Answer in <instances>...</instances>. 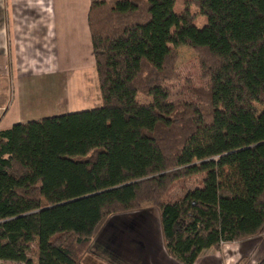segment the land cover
<instances>
[{
	"label": "trees",
	"instance_id": "16d2710c",
	"mask_svg": "<svg viewBox=\"0 0 264 264\" xmlns=\"http://www.w3.org/2000/svg\"><path fill=\"white\" fill-rule=\"evenodd\" d=\"M176 2L91 0L102 106L0 131V261L81 264L111 217L146 204L180 264L264 238V0H187L180 14ZM178 47L209 81L197 103L166 87ZM196 176L201 188L168 200Z\"/></svg>",
	"mask_w": 264,
	"mask_h": 264
},
{
	"label": "crops",
	"instance_id": "0c3cea01",
	"mask_svg": "<svg viewBox=\"0 0 264 264\" xmlns=\"http://www.w3.org/2000/svg\"><path fill=\"white\" fill-rule=\"evenodd\" d=\"M2 1V6L0 7V76L4 79L9 76V71L14 74L16 68L20 71V77L30 79V81L27 79L21 81V86H23L24 90L26 89V92H29L26 97L27 104L31 102V106H33L34 102L39 99L42 103L46 102V107L51 108V104L55 100L52 94L56 90L51 88L50 84L46 85V87L40 85L37 87L35 78L56 77L59 75H61V78L64 77L63 75L66 73L63 71V67H65L63 63L67 59L68 61L71 60L72 46H77L79 50H81L80 46H84L83 48L88 52L89 49L86 42L90 40L91 44L88 27L91 0ZM30 31L32 32L30 33ZM23 37L32 38V41H25ZM12 44L15 47L18 46L17 51L13 50ZM21 44L29 47L21 50L19 48ZM50 46H53L54 49H48ZM47 51L63 56L61 70L56 72L46 70L43 73L37 70V62L42 59L43 53L47 54ZM91 52L94 71L96 67L92 44ZM16 53L18 60L15 57ZM35 61L37 62L35 63ZM53 83L57 85L56 78ZM69 84H71L69 81L66 84L64 83V89ZM2 88L3 86L1 85L0 131L7 130V128H1V123H4L9 118L15 121L13 125L33 121L31 118L25 121L17 118L18 113H16L17 109L15 107L16 92H14V102L11 105L10 90L7 85L4 89ZM67 91L71 95L72 88ZM55 93L56 97L59 93H62V87ZM48 112V110L45 111L44 113H47L45 115H48ZM28 117L32 116L28 115ZM138 214L140 213H132L134 215L132 216L134 220L132 222L133 227L138 223L136 222L139 220ZM140 218L141 221L139 223L144 224L138 225V227L142 228L144 226L146 229L116 230L113 228L111 232L109 229H104L96 239V248L98 249V251L96 250V256L100 259H105L107 264H180L169 255L165 247L160 218L156 228L153 225L152 217H150L151 219L147 217L148 220H145L146 217L144 216ZM258 245H263V248L261 247L258 250ZM263 255L264 238H258L245 243L226 244L220 251L215 249L207 250L200 256L196 264H256Z\"/></svg>",
	"mask_w": 264,
	"mask_h": 264
},
{
	"label": "rangeland",
	"instance_id": "374dc122",
	"mask_svg": "<svg viewBox=\"0 0 264 264\" xmlns=\"http://www.w3.org/2000/svg\"><path fill=\"white\" fill-rule=\"evenodd\" d=\"M2 0H0V7L2 6ZM187 0H177L175 11L176 13L180 14L184 11L185 5ZM191 12L196 15L195 19V26L198 29H203L207 25V18L204 16L199 15V11L196 8H191ZM32 31H30L31 33ZM25 41H32V38L29 37H23ZM86 44H88V52L80 46L81 50L77 48V46H72V52H71V60L63 63V56L60 54H53L52 52L49 53L47 51L46 53L42 54V59L37 62V70H40V73L45 72L46 70H50V72L57 70H61V65L63 63V71L66 73L63 75L64 77L61 78V75L59 76H51V77H36L35 81L37 83V87L46 85L51 86L54 90L58 91L62 87V93H59L56 97V91H53L52 96L55 97V100L51 104V108L46 107V102L42 103L39 101H35L33 106L30 104H27L26 97L28 96L29 92H26L23 88L22 82L25 81V79L29 80L28 78H22L20 77V71H18L15 68L14 74L12 71H9V76L3 79V77L0 76V86L2 85L4 87L7 85L8 89L10 90V104L12 105L14 102V92H16V113H18V119L19 120H28V118H31L32 120H39L45 117L42 116H57L67 113H74V112H80L85 110H92L95 108H99L102 106V98L99 91L98 86V78L96 74V69L94 68L93 71V60H92V52H91V44L90 40H87ZM13 50H18V46L15 47L14 44H12ZM29 46L21 44L19 48L21 50L27 49ZM32 48V47H31ZM48 49H54L53 46L48 47ZM68 52V51H67ZM178 53V62L176 66V72L178 79L174 82L166 84V87L171 92V101L174 103H197V97L195 94L196 89L200 88H207L208 87V79L204 78L203 72L201 70L200 66V59L196 52H194L192 49L187 47H178L177 48ZM17 57V53L15 55ZM14 57V58H15ZM63 58V59H62ZM62 59V60H61ZM84 59V60H83ZM18 60V57H17ZM11 67V63L9 64ZM93 71V72H92ZM71 74V75H69ZM71 77H69V76ZM57 79V85L53 83L54 79ZM71 79V80H70ZM70 82L71 84L68 85L66 89H64V83ZM4 82V83H3ZM61 82L62 86H61ZM3 83V84H2ZM72 88V93L69 95L68 89ZM43 89V88H42ZM51 90V89H50ZM65 91V92H64ZM42 92V91H41ZM140 100L142 102H148L149 100H145L144 98L140 97ZM60 107V108H59ZM258 111L262 112L263 108L259 105H256ZM31 110V111H29ZM49 111L48 115H45L47 113H44L45 111ZM44 113V114H43ZM41 114V115H40ZM32 116V117H28ZM13 122L11 118L8 120H5V122L1 123L2 129H9L13 125ZM21 122V121H20ZM203 180L204 176H196L187 180H181L173 183L167 192L168 200L175 201L182 199L189 191H193L197 188H201L203 186ZM138 214L139 220H137V227L132 226V222H134L131 213L129 214H122L113 216L109 219L107 224L105 225L104 229H109L111 232L114 229L116 230H143L146 229V227H138V225H142L144 223H139L141 221L140 217H146L145 220H148V218L152 217L153 219V225L155 228L159 224V218H160V212L155 209L152 204H146L144 205L143 209L140 210ZM126 215V216H125ZM128 215V216H127ZM148 217V218H147ZM123 218V220H122ZM151 219V218H150ZM157 225V226H156ZM115 226V227H114ZM121 227V228H120ZM37 238H31L30 244L32 249L31 257L36 259V252H37ZM97 239V238H96ZM96 239L92 241L90 247L84 254V256L81 259V264H107L105 259H100L98 256H96ZM98 246V245H97ZM263 246V245H262ZM261 245H258V250L262 247ZM99 247V246H98ZM263 248V247H262ZM256 254V251H255ZM108 259V258H106ZM0 264H19V263H13V262H3L0 261Z\"/></svg>",
	"mask_w": 264,
	"mask_h": 264
}]
</instances>
